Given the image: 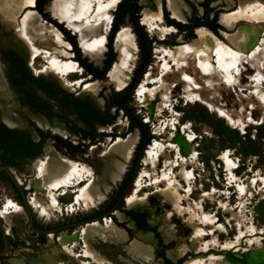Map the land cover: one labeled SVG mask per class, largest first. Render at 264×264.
Returning <instances> with one entry per match:
<instances>
[{"label": "rangeland", "instance_id": "374dc122", "mask_svg": "<svg viewBox=\"0 0 264 264\" xmlns=\"http://www.w3.org/2000/svg\"><path fill=\"white\" fill-rule=\"evenodd\" d=\"M52 1L46 2L43 7L44 10L51 18L54 17L63 22V25L75 34L82 50V57H85L93 67L101 68L107 56V35L108 37L110 35V33L108 34L110 26L104 23L97 30L68 18L60 20L58 16L48 11ZM183 1L191 7L190 14L184 19L187 21L186 23H189L194 17L201 18L203 16V9L200 11L198 9L203 0ZM252 3L253 5L245 10V14L249 16L248 20L240 19L232 29L226 28L229 32H234L240 28L246 29L251 35L245 50L238 51L237 65L235 64L231 69L232 76L229 78L231 81L225 80L224 75L217 70L203 74L196 67L198 55L195 53L191 55V63L185 68V72L191 76L192 82L201 88H194L193 85L187 88L186 82L182 79L185 77L184 73L178 72L176 75L174 73L175 66L169 70L166 68V63L169 64L168 52L175 46L186 47L184 51L192 53L193 50L190 46L192 38H188L184 33H179L174 27L170 28L165 22L164 15H145L143 9L147 6L138 0V5L141 7L139 21L148 34L156 38L157 41L152 44L153 61L147 65L139 85L131 92L127 107L133 115H136L142 122H146L151 139L139 160L137 177L123 194L122 205L117 208L123 214V219L118 220L115 214H112L114 220L112 217L111 219L126 230L133 227L128 232L127 240H129L137 237L138 231L146 230L139 228L134 220V226H132L129 220L132 217L127 212L133 210L144 214L148 226L147 232L151 237L150 244L154 246L153 257L146 263L140 261L138 256H133L130 253L127 240L116 243L102 239L87 241L85 229L87 225L93 222L82 226L80 224H72L70 227L63 226L79 221V219L90 218L94 213L106 211L105 209L113 201L119 185L128 171L127 169L133 167L132 159L141 135L138 127H130L129 119L125 117L124 113L118 112L117 115L119 116L114 118L113 123L103 124L105 127L101 129L96 128L97 133L104 130L105 135L96 136L88 143L87 139L90 137L82 132V129L85 132L88 129L74 115L63 110H61V114L38 111L48 118L51 123L49 124L39 121L41 119L31 122L26 116L21 115L15 105L8 107V110L15 117H19L18 120L9 119L2 114L3 111L0 109L1 119L8 125L17 127L15 130L27 133L35 140H38L39 136L42 138L43 153L33 157L29 163L28 159H23L18 166L10 167L9 173L17 186L21 187L20 183L25 181L27 188H30L31 192L29 195L24 194V200L25 202L28 201L26 204L28 203L31 208L30 212L33 214L34 223L40 227L49 223L46 225L54 227L57 232L56 236H59L56 239L51 233L52 239L50 240L47 236V243L43 235L42 238H39L40 241L34 247L32 246V250H19L20 248L17 246L19 242H17L12 247L9 246L10 248L6 251L8 255L2 256L0 264H13L11 258L14 257L25 259L22 264H29L31 260H37L45 254L50 255L55 250L58 253L55 259L52 258L54 264L58 261L65 264H168L165 261V258L168 259L166 252L172 246L187 247L185 253L180 256H183L181 258L182 264L185 260H189L187 264H264V0H253ZM209 7L212 9L209 13V19L214 11L217 12V19L221 12L231 14L238 12L236 0H231L228 3L223 0H212L209 2ZM115 9L112 11V17ZM166 9L162 6L163 13L166 11L168 17L172 16L173 18L172 12ZM34 10L33 17L26 21V31L33 43V49H27L17 38L3 32L0 27V70L7 84L6 76L10 73V65L3 59L2 49L21 55L34 75L56 81L64 88L65 92L87 99L93 105L97 102L99 105L96 107L102 113L112 116L113 107L109 106L112 93L123 89L128 84L140 64L141 50L131 22L125 17L123 23L118 27V29L123 27L124 30H127L128 35L126 37V52L122 60H118L115 36L114 41H112V48L116 60L107 72L106 78L104 80L98 79L100 86L96 94H89L84 91L81 85L82 82L93 78L74 59L72 48L63 44L62 40L65 37L61 31L55 29L53 24L43 19L36 9ZM25 12L24 9L20 11L19 20ZM176 19L174 21H178ZM74 24L78 28L77 31L74 30ZM101 34H104V44H106L103 53L92 56L84 51L80 44V38L84 37L88 40ZM218 37L228 43L220 33ZM74 60L77 63L74 64ZM64 64H70L74 71L63 74L60 68ZM162 81L164 85L160 87ZM27 86L32 87L31 85ZM8 87L12 98L20 102L25 101L17 88L12 85L9 86V84ZM32 88L34 89V87ZM35 90L39 95L45 97L37 88ZM141 96L143 97L141 98ZM55 121L63 125L66 130L68 129L63 136H58L55 133L57 132L53 127ZM80 128H82L81 134L85 138L82 142L80 141L81 137L78 140ZM110 132L116 136H127L132 132L138 134L137 143L128 157V165L122 179L116 183L115 187L107 193L106 198L101 202L94 201L86 194L77 196L81 187L101 175L103 156L116 137L107 136ZM63 137L70 138L73 143L79 141L78 145H84L83 151L72 152L65 148L60 144L61 140L64 139ZM154 140L164 144L165 148L160 150V147L157 146L153 153L147 152ZM181 141L186 143L187 149ZM168 143L176 144L179 151L176 153L174 147L167 146ZM51 146L59 154L86 166L82 171L85 174L82 182L55 191L43 185L40 175L41 161L44 160L45 149ZM226 151L236 165L232 170L233 178L227 170L226 163L221 158L223 152ZM0 153L2 152L0 151ZM175 159L178 160V164L174 166ZM161 178L162 180L153 182L155 179ZM253 178L255 180H252ZM167 184L177 188L180 195L178 201L167 198L157 191L159 187H164ZM238 184L243 185V191ZM21 189L25 190L23 186ZM129 195L134 196L136 200L134 206L126 205L125 200ZM20 202L18 193L11 182L7 179L1 180L0 217L2 222L7 228L13 226V232L17 239L30 240L33 236L28 232L27 211ZM124 214L127 215V220ZM106 218L108 217H102V219L94 222L105 225ZM166 234L171 236L170 240L165 239ZM231 234H234L233 237H230ZM33 235L37 237L36 232ZM35 239L38 240V238ZM44 243H47V247L43 246ZM89 247L91 248L89 249ZM92 250H98L103 254L105 260L100 263L94 262L92 255H90ZM189 251L197 254L189 255ZM67 253H73L74 260L69 259ZM187 255L189 256L186 257ZM168 260L170 261V259Z\"/></svg>", "mask_w": 264, "mask_h": 264}, {"label": "bare ground", "instance_id": "6f19581e", "mask_svg": "<svg viewBox=\"0 0 264 264\" xmlns=\"http://www.w3.org/2000/svg\"><path fill=\"white\" fill-rule=\"evenodd\" d=\"M34 1L35 0H0V27H1L2 31L13 35L27 49H33V47H34L32 41H31V38L28 35L29 33H27V31H26V21L31 19L33 17V15L35 14V10L33 8ZM141 1L143 3H145L147 6L146 8L143 9V13L145 15L146 14H150L151 16L163 15V10H162L163 2H164V5L166 6V8L172 12L173 18L174 19L177 18L176 20L186 22V20L184 21L185 16L189 15L191 12V7L188 4H186L183 0H141ZM196 1H201V0H196ZM223 1L225 3L226 2L228 3L231 0H223ZM236 1L238 4V7H237L238 12L236 14H231L229 12H221V14L219 15V18H218V22L227 29H232L240 19H247V20L249 19V16L245 14V10L247 8H250L253 5V3H252L253 0H236ZM118 2H119V0H53L52 3L49 5V9L48 8L47 9L49 12L51 11L53 15L58 16L60 18V20H62L63 18H68L72 21L79 22V24L83 23V24L90 26L93 29L99 30V27H101L104 23H107V26H109V24L111 22V18H112V11L115 9ZM151 8H154V10H151ZM22 9H24V11H26V12H25L24 16L21 18V20H19L18 15ZM198 9L200 11L202 9V7L198 6ZM251 11H253V10H251ZM170 18H172V16ZM255 19H256V17H255ZM42 21H44V20H42ZM75 25L76 24H74V30L77 31L78 28ZM245 25H247V24H245ZM169 27L171 28L173 26H169ZM258 27H259V25H258ZM54 28L56 29V27H54ZM219 32L222 36L225 37V39L228 41V43L221 40L218 37V35L215 34L208 27L199 26L195 29L196 36L194 38H192L191 42H190L191 43L190 46L193 50L192 53L185 52L184 48H186V47H183V46H175V47L171 48L170 51L168 52L169 64L165 62L166 68H169V70H171V69H173V66H175L176 70H174V73L176 75H178V72L184 73L185 77H182V79H183V81L186 82L187 88H189L191 85H193L194 88H201V86L192 82L191 76H189L185 72L186 71L185 68H187V66L191 63V61H190L191 55L195 54V53H197V55H198V61H196V63H197L196 67L198 69H200L203 74L209 73L211 70H217V71L221 72L222 75H224L225 80H227V81L230 80L229 78L232 76L231 69L236 64L238 51L245 50V48L247 47L246 45H247L248 40L250 39L251 35L249 34V32L246 29H242V28H240L234 32H229L227 30L220 29ZM253 33L255 34V32H253ZM116 34L117 35H116V40H115V46H116V49L118 51V60L121 61L122 57L124 56V53L126 52V47H127L126 46L127 45L126 37H128L127 30H124L122 27V29H119ZM62 42L64 45H67L68 48L71 47L70 46L71 44L67 40L64 39V40H62ZM104 43H105L104 34L94 36L92 38H89L88 40H86L84 37L80 38V44L83 46L84 51L90 53V55H92V56H98V55H101L103 53V51L106 48V44H104ZM45 55H46V53H45ZM239 55H241V54H239ZM31 58H32V55H31ZM31 58H30V60H31ZM50 60H51V58H50ZM48 62H50V61L48 60ZM73 63L75 64L77 62L74 60ZM60 71L63 74H69V73L73 72L74 70L72 69V66L70 64H64L63 67L60 68ZM233 72H234V69H233ZM75 82H77V81H75ZM163 85H164V83L162 81V83L160 84V87H162ZM228 85H230V84H228ZM81 86L85 92H87L89 94H96V92L100 86V81L99 80L84 81V82H82ZM119 90H121V89H119ZM9 91L10 90H9L8 84L4 78L2 71L0 70V109L3 111V113L2 112L1 113L6 115L9 119L18 120L19 117L18 118L15 117V115L12 114L8 110V107L15 105V103L12 101V96H11ZM150 94H151V92H150ZM142 97L143 96H141V98ZM39 121H44L46 123L51 124L48 120H42L41 119ZM4 123H6V122H4ZM8 126H10V125H8ZM10 127H12V126H10ZM53 127L57 131L55 133L58 135H62V136L68 130V129L66 130L65 127H63V125L58 124L56 121L53 122ZM97 127L101 129L105 126L97 124ZM137 139H138V134L133 133V132L128 134L127 136H124V137L117 136L116 138H114L111 146L109 145L110 146L109 149L107 150V152L103 156V168L101 171V175H99V176L97 175L98 176L97 178L90 180L86 185H84L80 189L78 188L79 191L78 190L77 191L79 192V194L77 196H79V195L82 196L83 194H86L89 198L93 199L94 201L101 202L102 200H104L107 196V193L112 188L115 187L116 183L119 180L122 179L124 172L126 171V167L128 165L127 164L128 157L130 156V153L132 152L133 148L135 147V145L137 143ZM181 142L184 145L185 149H187L188 146L186 145V143H184L183 141H181ZM187 143H189V142H187ZM157 146L160 147V150L165 148L164 144L158 142L157 140H154V143L150 146L149 149H147V152L153 153ZM167 146L174 147L176 150V153L179 151V147L174 143H168ZM176 156H178V155H176ZM43 158H44V160L41 161L42 165L40 166V175H41L43 185H46L47 187H49L55 191V190H58L62 187H70L71 185H74L75 183H79V182L83 181L85 174L82 173V171H84L86 166L81 165L78 161L73 160L72 158H69L67 156L59 154L56 150L53 149L52 146L47 147L45 149V155L43 156ZM221 158L226 163L227 170H229V173H230L231 177L233 178L234 175H233L232 170L236 167V165L234 164V162L230 158L229 153L227 151L223 152V154L221 155ZM82 163H84V162H82ZM177 164H178V160L175 159L173 165L175 166ZM37 169H38V167H37ZM88 169H89V167H88ZM188 175H191V173H188ZM136 177H137V175H136ZM136 177H135V179H136ZM34 178H35V176H34ZM135 179H134V181H135ZM159 180H162V178L161 179H155L153 182H158ZM252 180H255V178H253ZM134 181H133V183H134ZM238 186L243 191V185L238 184ZM157 191L161 194H164L167 198H173L176 201H178L180 198L179 197L180 195L177 192V188L171 184H167L164 187H159L157 189ZM136 199H137V197H136ZM125 201H126V205H128V206H132V205L134 206V204L136 203V200H135L134 196H132V195L127 196ZM201 207H202V205H201ZM43 210H44V208H43ZM195 212H196V210H195ZM113 214H115L118 217V220L123 219V214L119 210L116 209ZM104 217H108L105 219V221H106V224L104 223L105 225H102L99 222H94V221H97L99 219H92V220H89V221L82 224V225H85L87 223L93 222L92 224L87 225V227L85 229V238L87 239V241L91 242L92 240H97V239L107 240V241H111L114 243L126 241L127 237H128V232H127L126 228H124L121 225L116 224L113 221L114 219L112 220L110 216H104ZM190 218H191V216H190ZM82 225H80V226H82ZM49 238H50V240L52 239L51 234L49 235ZM165 239L170 240L171 236L166 234ZM150 240H151V237L149 236V232H147V230L146 231H141V230L138 231L137 237L130 238L129 240H127V242L129 243L128 247H129L130 253L133 256H138L140 261H142L144 263L148 262V260L153 257V250H154V246L152 244H150ZM90 248L91 247H89V249ZM186 249H187L186 246H175V247L172 246V248L167 250L166 254L171 260H173L175 262V261L179 260V258L181 259L180 256L185 253ZM90 255H92L94 262L100 263L103 260H105V257L103 256V254L98 252V250H92ZM24 260L25 259L22 260V259L15 258V257L13 259L11 258V261L13 262V264H22ZM109 262H110V260H109ZM188 262H189V260H185L184 264H187ZM112 263H114V262H112ZM29 264H54V263L52 261L51 256L48 254H45V256L43 255L42 257H40L37 260H34V259H33V261L31 260V262H29ZM55 264H65V263H61L60 261H58Z\"/></svg>", "mask_w": 264, "mask_h": 264}, {"label": "trees", "instance_id": "16d2710c", "mask_svg": "<svg viewBox=\"0 0 264 264\" xmlns=\"http://www.w3.org/2000/svg\"><path fill=\"white\" fill-rule=\"evenodd\" d=\"M48 0H35V5L33 8L36 9L43 19L47 22L53 24L57 29L61 31L65 40H67L72 45V50L74 52V58L79 62L78 64L87 71L92 80H104L106 78L107 72L110 70L112 64L115 62V52L113 51L112 41H114L116 33L118 32V27L121 25L125 19L128 20L133 25L135 34L137 35L139 41V48L141 50L140 64L134 71V75L131 77L130 82L123 89L114 91L110 97L109 106L115 107L116 110L122 109L126 118L129 119L130 127H138L141 132L139 144L134 153L132 159L133 167L129 168L126 172L122 183L119 185V189L113 198V201L106 207V211L111 210L114 206L118 208L123 203V194L131 186L130 181L132 179L137 158L139 152L142 148L146 149V145L150 143L151 136L149 134L148 125L142 122L136 115L131 113L130 109L127 107V102L131 92L137 87L138 82L141 81L144 73L146 72L147 65L153 61V47L152 44L156 43L157 39L151 37L145 30L144 26L139 21V11L141 10L140 5H138V0H120L116 5V9L113 13V24L109 37L107 35V56L104 60V64L101 68L93 67L90 62H87L85 57H82L81 47L78 46L75 34L71 33L63 22L58 21L56 18H51L49 14L44 10V5ZM212 0H203L200 2V6L203 9V16L201 18L194 17L189 23L182 21H174V18L168 17V13L164 11L165 22L169 26H173L177 29L179 33H184L188 38H194L196 36L195 29L199 26H207L215 34H217L218 29H224L225 27L217 23V12L214 11L212 17L209 19V13L211 8L209 7V2ZM163 6L166 9V6ZM167 10V9H166ZM57 20V21H56ZM223 27V28H222ZM219 35V31L218 34ZM109 41V42H108ZM174 45V43H171ZM1 55L3 59L10 65V83L13 87L17 88L23 95L24 99L30 104V106L42 112H50L51 105L47 100L43 99L35 90L42 91L47 97L56 101V103L62 108L63 111L69 114H75L78 119H80L88 129L87 132L82 130L84 134L94 139L99 133L96 132L94 123H111L114 118L111 115H105L102 113L95 105H93L89 100L84 98H79L73 96L70 93L65 92L57 83L53 80H47L42 76H36L31 72L30 67L26 64L24 58L17 54L16 52L10 50H1ZM27 85H31L34 89ZM0 120H3L0 117ZM0 121V165L5 167L18 166L19 162L25 157H36L42 151V141L34 142L30 136L22 131H17L8 128L6 123ZM7 126H6V125ZM10 127V126H9ZM17 128V127H11ZM80 130V129H79ZM50 132V131H48ZM58 135V134H57ZM62 137V136H61ZM117 137V136H116ZM115 137V138H116ZM124 137V136H122ZM61 145L69 149L72 152H82L84 145H75L67 140H61ZM7 179L11 182L12 186L18 193L19 199L25 205L24 190L17 186L11 175L6 170L0 171V181ZM104 211V212H106ZM128 215L132 217L137 226L141 229L147 230L148 226L145 221V216L143 213H137L136 211H128ZM111 217L114 219L113 215ZM118 224V223H117ZM119 225V224H118ZM122 226V225H121ZM165 247V246H163ZM163 252L161 253V255ZM182 258V257H181ZM169 259V258H168ZM165 258L168 264L171 262ZM179 260H181L179 258ZM177 260V261H179Z\"/></svg>", "mask_w": 264, "mask_h": 264}, {"label": "flooded vegetation", "instance_id": "af4514ba", "mask_svg": "<svg viewBox=\"0 0 264 264\" xmlns=\"http://www.w3.org/2000/svg\"><path fill=\"white\" fill-rule=\"evenodd\" d=\"M223 28V27H222ZM225 30H226V28H225ZM218 31H219V29H218ZM217 31V32H218ZM220 33V32H219ZM74 54V53H73ZM75 59V58H74ZM78 62V61H77ZM79 63V62H78ZM81 66V65H80ZM81 68H82V66H81ZM87 72V71H86ZM7 78V81H8V84H9V86L11 85V83H10V78H9V75H7L6 76ZM130 82V81H129ZM129 82H128V84H129ZM127 84V85H128ZM60 85V84H59ZM126 85V86H127ZM60 87H61V85H60ZM63 90H64V88L63 87H61ZM40 91V90H39ZM42 92V91H41ZM43 93V92H42ZM44 94V93H43ZM43 99H45V100H47V102L51 105V111L49 112V113H51V112H53V113H57V114H61V110H62V108L56 103V101L55 100H53V99H51V98H49V97H47L45 94H44V96L45 97H43L42 95H40ZM24 98V97H23ZM13 100H15L16 102H19L20 104H21V106H27L29 109H31V110H33V111H36V112H38L39 110H37V109H35L34 107H32V106H30V104L25 100V101H23V102H20V101H18L17 99H14V98H12V101ZM15 107H16V105H15ZM113 107V106H112ZM98 108V107H97ZM99 109V108H98ZM20 113H21V115H24V116H26V118L28 119V120H30L31 122H33L26 114H24V113H22V111H21V109H17ZM100 110V109H99ZM118 112L119 113H121V114H123L124 112H123V110L122 109H119V110H116L115 109V107H113V111H112V116L115 118V117H118L119 115H117L118 114ZM39 113V112H38ZM40 114V113H39ZM41 115V114H40ZM70 115H74L77 119H78V117L75 115V114H70ZM43 116V115H42ZM126 117V116H125ZM46 118V117H45ZM114 118L112 119V122L111 123H113L114 122ZM47 120H48V118H46ZM50 120V119H49ZM79 120V122H81L82 124H84L80 119H78ZM1 121V120H0ZM2 122V121H1ZM144 123H146L145 121H143ZM3 123V122H2ZM111 123H106V124H111ZM4 124V123H3ZM97 124H100V125H103V124H105V123H99V122H96V123H94V125H95V128H97ZM129 124V123H128ZM6 125V124H5ZM7 126V125H6ZM84 126H85V124H84ZM8 128H10V129H14L15 130V128H11V127H9V126H7ZM85 128H86V126H85ZM37 129V128H36ZM81 129L82 128H80V130H78V134L80 135V136H78V140L80 139V137H81V142L85 139V138H83V136H82V134H81ZM87 129V128H86ZM39 130V129H38ZM83 130V129H82ZM106 132V131H105ZM27 134V133H26ZM29 135V134H28ZM52 135H54V134H52ZM105 134H104V130H102V131H100L99 132V134H98V136H104ZM58 136H60V135H58ZM107 136H110L111 138H113V137H115L116 135L114 134V133H109V135H107ZM31 138V137H30ZM64 138V137H63ZM34 142H41L42 141V138L39 136V138H38V140H35V139H33V138H31ZM63 140H67V141H69V142H71L72 144H75V145H78L79 144V141H77V142H75V143H73L72 141H71V139L70 138H64ZM87 141H88V143L90 142V141H92L90 138H88L87 139ZM139 141H140V138H139ZM139 141H138V144H139ZM42 150H43V148H42ZM0 151L2 152V150L0 149ZM42 152V151H41ZM35 157V156H34ZM33 157H25L24 159H28V163H29V161L32 159ZM0 167H1V165H0ZM5 167V166H4ZM11 167H14V166H11ZM8 170H9V168L10 167H6ZM128 170V169H127ZM10 174V173H9ZM20 186L22 187H24V194L25 193H27L28 195H29V193L31 192L30 191V188H27V185H25V181H23L22 183H20ZM26 202H28V201H26ZM26 202H25V205L22 203V201L20 202V203H22L23 204V206L25 207V209H26V211H27V206H28V208L30 209V211H31V208L29 207V205H28V203L26 204ZM30 211H27V218H26V220H28V231H31L32 232V234H35V232H36V236H37V238H38V240H36V239H33V238H31V239H33V242H32V244H31V247H30V249L29 250H32V246L34 247V245H36V243L38 242V241H40L39 240V238H42L43 237V235L45 236V238H46V242L48 243V239H47V234L49 233V235L51 234V233H53V236L54 237H56V231H55V228L54 227H49V226H47L46 224H49V223H46L45 224V226L44 227H40L38 224H35L34 223V217H33V214H31V212ZM101 213H104V211H101V212H97V213H94L93 215H92V217H90V218H93V217H95V216H97V215H99V214H101ZM125 215V214H124ZM111 217V216H110ZM125 217H126V220L128 219L127 218V215H125ZM36 218H37V216H36ZM22 219H25V218H22ZM84 219H89V218H84ZM84 219H79V221H74V222H72V223H67L66 225H63V226H68V227H70L72 224H74V223H78V222H80V221H82V220H84ZM100 220V219H99ZM130 221H131V223H132V226H134V224H133V220L130 218L129 219ZM1 222V221H0ZM128 225V224H127ZM133 227H129V229H132ZM69 229V228H68ZM129 229H127V232H129ZM48 235V236H49ZM233 235L234 234H231V236L230 237H233ZM40 236V237H39ZM220 240V239H219ZM220 241H223V240H220ZM47 243H44L43 244V246H45V247H47ZM9 246V240H8V238L7 237H5V236H3V234H2V231H1V225H0V253L3 251V250H5V248L6 247H8ZM56 247H58L59 249H60V247L58 246V245H56ZM80 249V248H79ZM65 251V250H64ZM57 253H58V251L57 250H55L54 251V253H51L50 255H51V258H55V257H57ZM73 254V253H72ZM72 254H69V253H67L66 255L68 256V258L69 259H72V260H74V257L72 256ZM76 254V253H75ZM189 255H195V254H197V253H193V252H191V251H189V253H188ZM189 255H187L186 257H188ZM2 256H4V254H2L1 256H0V263H1V259H2ZM167 256V255H166ZM168 257V256H167ZM169 258V257H168ZM170 259V258H169ZM170 261H171V264H182V259L181 260H179V261H173L172 262V260L170 259Z\"/></svg>", "mask_w": 264, "mask_h": 264}, {"label": "water", "instance_id": "95a60500", "mask_svg": "<svg viewBox=\"0 0 264 264\" xmlns=\"http://www.w3.org/2000/svg\"><path fill=\"white\" fill-rule=\"evenodd\" d=\"M34 4H35V1H34ZM50 23V22H49ZM217 23H218V20H217ZM169 25H171V24H169ZM220 25V24H219ZM55 27V26H54ZM195 33V32H194ZM77 39V38H76ZM77 44H78V41H77ZM78 46H79V44H78ZM74 53V52H73ZM76 60V59H75ZM77 61V60H76ZM88 73V72H87ZM89 74V73H88ZM137 85H139V82H138V84ZM13 102L15 103V105H16V108L17 109H21V111H22V113H24V114H26L31 120H37V119H42V120H46V118L44 117V116H42V115H40L38 112H36V111H33V110H31V109H29L27 106H21V104L19 103V102H16L15 100H13ZM99 104L97 103V102H95V106H98ZM148 145H146V147H147ZM144 151H145V149L144 148H142L141 149V151L139 152V155H138V158H137V162H136V166H135V170H134V173H133V176H132V179H131V181H130V184H132L133 183V181H134V179H135V177H136V175H137V173H138V163H139V160H140V158L143 156V153H144ZM1 170H6L8 173H9V170L6 168V167H4V166H1L0 167V171ZM23 198H24V196H23ZM117 208H115V206L111 209V210H108V211H106V212H104V213H101V214H99V215H97V216H95V217H93V218H89V219H84V220H82V221H80V222H78V223H74V224H80V225H82L83 223H85V222H87V221H89V220H92V219H102V217H104V216H111L112 214H113V211H115ZM27 211H30V209L28 208V206H27ZM132 219V218H131ZM133 220V219H132ZM4 251L5 250H3L1 253H0V256L4 253ZM168 258V257H167ZM173 262V261H172Z\"/></svg>", "mask_w": 264, "mask_h": 264}, {"label": "built area", "instance_id": "2783aa9c", "mask_svg": "<svg viewBox=\"0 0 264 264\" xmlns=\"http://www.w3.org/2000/svg\"><path fill=\"white\" fill-rule=\"evenodd\" d=\"M11 199L15 200L14 198H11ZM15 202H18V201L15 200ZM0 221H1L0 222V225H1L2 234H3V236H5V237L8 238V240H9V246L10 247H12L13 244L19 242V243H17V246H19V248H20L19 250H21V249H30L31 244L33 242V239L37 238V237H34V235L32 234L31 231H28V232H29V234H31L34 237V238L32 237L33 239H30V240H27V239H23V240L17 239L15 237L14 232H13V226L7 228L6 225L4 224V222H2V218L1 217H0ZM48 235H49V233L47 234V236ZM58 237L59 236H56L55 238L57 239ZM9 246L5 248L4 255H8V252H6V251H8V249L10 248Z\"/></svg>", "mask_w": 264, "mask_h": 264}]
</instances>
